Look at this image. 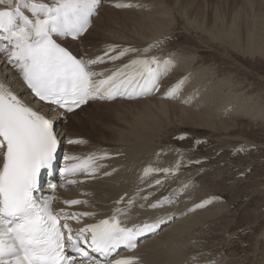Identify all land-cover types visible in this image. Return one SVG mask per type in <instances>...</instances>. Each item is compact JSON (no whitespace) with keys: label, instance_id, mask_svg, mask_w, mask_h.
<instances>
[{"label":"snow or ice","instance_id":"6c2138e0","mask_svg":"<svg viewBox=\"0 0 264 264\" xmlns=\"http://www.w3.org/2000/svg\"><path fill=\"white\" fill-rule=\"evenodd\" d=\"M99 4L100 0H51L50 3L0 0V41L4 42L0 43V54H4L31 93L52 106L51 112L58 109L73 112L89 100L151 95L159 90L161 79L170 70V61L138 56L108 73L96 72L93 65L106 59L115 62L137 50L124 48L116 53L117 46L110 45L103 56L85 59L62 46L59 40L69 37L75 40L87 31ZM182 85L183 80L177 82L165 97L175 98ZM67 142L85 143L82 139ZM60 145L54 119L34 109L0 79V264H137V257L121 256L120 251L135 249L138 237L155 232L165 221L157 218L129 226L128 210L134 205L135 196L127 200V209L117 207L107 218L74 228L70 221L79 224L84 217H94L96 213L69 212L63 208L57 211L53 208V196L40 199L35 195L41 188L42 172L54 168ZM177 154L180 159L172 167H146L141 182L154 173L174 175L186 166L183 153L177 150ZM104 158L94 153L84 157L65 155L64 160L69 163L60 169L61 176L67 184L83 183L69 177L81 173L91 176L103 166L97 165V160ZM154 184L160 185L162 181L156 179ZM65 186L50 184L49 188L54 192ZM187 187L185 184L174 190L175 195H182ZM123 201L121 197L115 203L119 205ZM173 202L172 197L166 196L150 207L163 208ZM63 203L73 206L88 201L71 199ZM204 203L197 207H203ZM69 252L75 256L68 255ZM76 257L80 258L79 262Z\"/></svg>","mask_w":264,"mask_h":264},{"label":"bare ground","instance_id":"6f19581e","mask_svg":"<svg viewBox=\"0 0 264 264\" xmlns=\"http://www.w3.org/2000/svg\"><path fill=\"white\" fill-rule=\"evenodd\" d=\"M114 1L103 0L99 8L98 16L93 19V25L79 41L64 40L62 43L78 57L84 56L86 59H95L97 56H103L102 53L108 49V45L117 46L116 53L124 48H134L137 50L135 53H130L115 62L106 59L104 63L93 65L92 70L96 72L108 73L138 56H156L160 61H170V70L167 75L161 79L159 90L148 97H143L141 99L137 97L138 100L131 101L90 102L69 116L70 122L68 125L62 121H58L57 131L60 134L61 143L65 144L63 148V159L65 155L84 157L93 153L105 157L104 159L97 160V165L103 166L98 167L95 173L91 176H86L85 174L80 176L79 181H83V183L59 191V196L61 199L66 200L79 199L88 201V204H82L80 207L76 208L78 212L96 213L94 217H84L85 224L95 223L100 219L111 216L117 207L127 209V200L133 196H135L136 199L134 205L128 210L129 226L133 223H143L145 221L152 222L157 218H163L165 221V224H161L164 225L162 229L163 233L160 232L150 237L148 240L143 241L135 252L128 255L137 257V264H208L209 261H214L215 264H264V257H261L264 256L263 243H260L259 246L256 247L254 254L252 253L253 255H245L244 258H239V260L235 259V257H231V259L226 257L220 258L221 255L218 257L216 256L217 254L213 255L209 252L197 253L195 249L201 247V245H191L189 243L190 238L194 234H197L196 232L200 231L196 230V228L217 220L224 214L223 211L216 208V210H213L211 208V210L206 212L186 217L187 213H185L184 210H180L181 207L191 205V202L188 201H191L192 198H186V194L177 197L174 189H169V185L171 184L169 177L165 176L166 179L163 180L164 182L162 181V184L155 185L154 181L160 179L161 176L157 177V174L154 173L149 176L150 178L145 177L143 183L141 182V177L143 176V171L146 168L148 160L150 161L152 159L158 151V147L165 141L163 139L164 135L161 132L162 127H160L158 119L161 120L163 117H168V119L170 118L185 127L206 128L211 132L219 133L223 131L229 132L230 129L236 125L235 123L232 124L229 121L219 119L218 115L222 112L224 116L228 115L230 117H234V115H237L240 111H244L247 115H253L251 113L252 109H250L249 101L245 105L232 103L233 101L227 105L224 104L223 97L226 100L230 97L233 100L236 98V94L233 95L232 93L234 92L229 89L231 83H228V87H225L226 83L223 81L226 80L223 79L219 81L218 79L219 82L225 84H218V82H215L216 84L207 85L204 78H207L208 73L201 67H198L194 71L191 69V66L196 63H202L200 59H197L194 55H189L187 57L176 56L172 59L168 51L163 52L164 56L161 57L157 56L159 55L158 53L149 54L148 51H144L148 49L150 45L146 44L147 41L156 39L172 31L173 24L176 22L172 11L175 10L176 14L178 13L186 18L189 27L204 34L206 33L211 39L210 42H220V44L228 46L231 50H241L244 54H251L252 56L259 55L264 58V33H259L257 27V25H261L264 30V0L224 1L226 6L224 9L227 15L226 13L223 15L219 12L217 15L215 14L216 16H214V18H210V20L208 18V20L203 19V15L201 16V14L193 17L194 11L197 13V10H195L196 5H201V1L203 0H130V3H132L134 7L139 6V4L136 5V1L141 4L139 6L141 9H138V12L145 16V20L140 18L142 21H138L135 25L137 29L134 30L135 32L131 37L129 35L127 36V34H121L120 30V34L117 35H112L108 32V30L111 29L109 25V12H112L111 14L114 15V11L109 8V5ZM42 2L50 3L51 0H42ZM217 4H220L218 9L222 10L221 7L223 4L219 2ZM157 6L158 9L155 10ZM152 8H154V11L147 12L148 9ZM236 10H242L246 16L242 20L244 24L241 26L237 23L238 20L236 21L233 19L237 14L235 16L233 15L234 17H230V12L234 13ZM24 11L26 15H30L27 9H24ZM200 11L202 13V10ZM157 13L159 15H157ZM104 19L106 20L105 22H103ZM101 22L103 23L102 25ZM132 22V20H129V24ZM98 27H100V29ZM119 28H117V30ZM91 34H95L96 40L99 39V42H90ZM126 40L129 42H126ZM116 53H111V55H115ZM194 75H197L195 76L197 80L193 86H195L197 91H192L195 96L190 93V95H192L190 99L188 98L190 95L187 96L189 102H194V106L191 105V107L195 109H192L191 107H184L182 104H187L185 103L187 99L183 100V96L189 94L185 87L190 85L188 81L192 77L194 78ZM0 79H4L12 89H15L29 102L32 101L27 89L24 87L22 78L19 76V73L7 63L4 54H0ZM180 79H185L183 80L182 87H184L186 92L182 89L183 95H181L182 93L180 92V96H182L183 99L180 97L179 100L178 98H172L171 101V98L165 97V93L169 88L177 84ZM226 88L229 90L227 95H225L223 91V89L225 90ZM232 99H230V101ZM180 100H182V102H179ZM151 103H154L156 106L159 105L157 107L159 112L157 113V117H152V115L144 116L146 121L142 120V126L124 129L122 127H111V125L105 123L106 115L109 114L108 111L110 107L124 104L149 105ZM174 103H176V105ZM34 105L38 106L35 103ZM90 106L98 107L96 109H90ZM146 108L147 110L144 113H150L152 109ZM146 108H144L142 112ZM157 109L155 110L157 111ZM213 110H215V112H213ZM263 111L264 110H258L257 115L262 116L264 114ZM149 116L155 119L148 120L150 118ZM166 121L168 122V120ZM101 122L102 125L99 126ZM69 139H82L85 143L69 144L67 142ZM153 158L154 160L157 159L155 157ZM65 163L69 162L65 161ZM154 163L151 164L150 161L152 166ZM158 165L154 166V168H159ZM105 173L108 174L106 175ZM149 184L153 186L149 187ZM160 187L164 189V193L158 192ZM145 196L147 200L143 199ZM166 196L172 197L174 202L166 204L163 208L153 209L150 207L151 204L162 200V198ZM121 197H124V201L117 205L115 201L120 200ZM181 197H183V199H181ZM141 205H143V207H141ZM192 205L194 207H191L190 213L200 211L196 204L192 202ZM171 220H173L172 223H170ZM227 249L229 248L224 250L227 252ZM259 251H261V254H259ZM194 257L196 259H193Z\"/></svg>","mask_w":264,"mask_h":264},{"label":"rangeland","instance_id":"374dc122","mask_svg":"<svg viewBox=\"0 0 264 264\" xmlns=\"http://www.w3.org/2000/svg\"><path fill=\"white\" fill-rule=\"evenodd\" d=\"M115 1L109 5V8L114 11V15L109 12L111 29L108 32L112 35H117L121 32V34H127V36L131 37L135 32L134 30L137 29L135 25L138 21L145 20V16L138 12L141 9L139 7L141 4L136 1V5L139 4L138 7H116L115 9L114 3L132 4L130 0ZM224 1L228 0L201 1V5H196L195 10H197V13L194 11L193 17L201 14L203 19L208 18L210 20L219 12L225 15L224 7L226 6ZM218 2L223 4L222 7L220 6L222 10L218 9L220 5L217 4ZM157 9L158 6L155 10ZM200 10H202V13ZM151 11H154V8L147 10V12ZM158 13L157 15H159ZM172 14L176 21L173 24L172 31L147 41L146 44H150L149 46L154 45L148 51L149 54L158 53L159 55L157 56L161 57L164 56L163 52L168 51L172 59L176 56L187 57L194 55L202 63H196L191 66V69L194 71L198 67L203 68L208 73L207 78H204L207 85L216 84L215 82H218V84L225 82L226 84H223L228 87V83H231L229 89L234 92L232 93L233 95L236 94V98L233 100L230 97L226 100L223 97L224 104L227 105L233 101L232 103L245 105L249 101L250 109H252V112H250L253 115H247L244 111H240L234 117H230L228 115L224 116L222 112L218 115L219 119L229 121L232 124L235 123L236 125L229 132L223 131L219 133L211 132L206 128L185 127L170 118L168 119V117H163L161 120L158 119L165 141L158 147L157 154L155 153L153 156L157 159L154 160L152 157L150 160L151 164L155 162L153 166L148 160L146 167L149 165L154 167L158 164L159 168L172 167L180 159L177 154V150H180L183 153V163L186 166L181 167L174 175H167L171 181L170 190H177V188H182L185 184L188 185L182 195L186 194V198H192L191 201H188L191 202V205L181 207L180 211L184 210L187 213L186 217L206 212L211 210V208L213 210H222L224 213L212 223L196 228V230L200 231L190 238L189 243L191 245H201V247L195 249L197 253L209 252L213 255L217 254L216 256L218 257L221 255L220 258L231 259V257H235V259L239 260V258H244L245 255H253L256 247L260 243L264 244V114L262 116L257 115L258 110H264V58L259 55L244 54L241 50H231L228 46L220 44V42H210L211 39L206 33L204 34L189 27L184 16L176 14L175 10L172 11ZM236 14L237 16H235ZM243 14L242 10H236L234 13L230 12V17L235 16L233 19L238 20L237 23L241 26L244 24L242 20L246 17ZM129 20L133 22L129 24ZM105 21L104 19L103 22ZM257 27L259 33L263 34V26L257 25ZM98 28L100 29V27ZM117 28L119 29L117 30ZM89 41L99 42V39L96 40L95 34H91ZM126 42L129 41L126 40ZM105 51L102 53L103 55ZM197 75H194V78L192 77L188 81L190 85L185 87L189 94L186 93L188 95H184L183 99L180 96L181 93L183 95L182 89L184 87H182L181 91H179V96L175 97L178 100L180 98L183 100L187 99L184 102L188 106L187 104H182L184 107L194 106V102H189L188 98L190 99L194 94L192 91H197L195 86H193L197 80L195 77ZM218 79L219 81L223 79L226 81L219 82ZM223 91L227 95L229 90L226 88ZM187 96L189 97L187 98ZM230 99L232 100L230 101ZM170 100L172 101V98ZM179 102H182V100ZM174 104L176 105V103ZM158 106L154 105V103L149 105H116L109 108L105 123H108L111 127H122L124 129L139 127L142 126V120L146 121L144 116L152 115V117H157ZM97 107L90 106V109H96ZM146 107L152 109L150 113H144L147 110ZM144 108L146 109L142 112ZM191 108L195 109L194 107ZM149 117L148 120L155 119L151 116ZM69 122L70 118L63 123L68 125ZM102 122L99 123V126L102 125ZM180 137H184V139H180ZM64 147L65 144H62V148ZM158 154L160 155L158 156ZM189 161H200V163H189ZM157 177H160L161 181L166 179L163 173L157 174ZM148 178L150 177L148 176ZM158 192L164 193V189L160 187ZM192 202L196 205L207 202L204 203V207H207H197L200 211L190 213L191 207H194ZM172 222L173 220L170 223ZM162 231L161 233H163ZM226 248H229L227 252L224 250ZM260 252L259 254H261Z\"/></svg>","mask_w":264,"mask_h":264}]
</instances>
